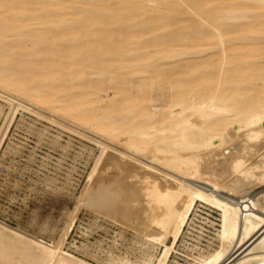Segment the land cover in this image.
<instances>
[{"label":"bare ground","instance_id":"obj_1","mask_svg":"<svg viewBox=\"0 0 264 264\" xmlns=\"http://www.w3.org/2000/svg\"><path fill=\"white\" fill-rule=\"evenodd\" d=\"M172 12L189 31L159 36ZM22 97L101 147L76 209L146 248L107 264H168L198 201L218 243L191 264H264V0H0V98ZM72 214L55 242L0 221V264H93L63 248Z\"/></svg>","mask_w":264,"mask_h":264},{"label":"rangeland","instance_id":"obj_2","mask_svg":"<svg viewBox=\"0 0 264 264\" xmlns=\"http://www.w3.org/2000/svg\"><path fill=\"white\" fill-rule=\"evenodd\" d=\"M109 10L104 9L106 13H110ZM173 15L180 18L178 12H172V28L156 30L159 36L189 31L182 28L189 21L181 23ZM182 17L189 18L187 15ZM139 20L143 18L136 21ZM143 27L142 31L137 27V30L132 29L135 34H145L147 38H152L154 34L158 36L152 31L144 32ZM132 29L126 28L125 31L128 33ZM125 31L118 33L127 34ZM22 100L25 104L28 102L30 109L36 108V113L18 108L12 116L10 105L0 98V221L43 241L55 242L62 235V229L72 213L76 212L75 225L64 240L66 251L93 264H107L119 257H127L132 262L140 261L146 248L142 244L143 238L132 227L122 226L84 207L76 209L79 194L100 152L99 144L80 134V130L84 132V129L71 126L73 123L69 118L49 111L35 101L30 102L28 98L22 97ZM30 103L35 106L30 107ZM75 128L81 129L78 132ZM91 133L85 130V135ZM91 136L114 145L93 133ZM194 182L204 189L209 186L203 181ZM219 224L220 210L198 201L168 264H191L188 254L215 248ZM161 250L162 247L157 248L154 254Z\"/></svg>","mask_w":264,"mask_h":264}]
</instances>
